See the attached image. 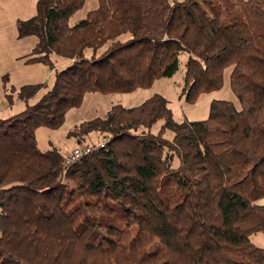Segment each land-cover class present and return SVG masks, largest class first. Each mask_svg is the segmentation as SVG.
I'll return each mask as SVG.
<instances>
[{"label":"trees","instance_id":"trees-1","mask_svg":"<svg viewBox=\"0 0 264 264\" xmlns=\"http://www.w3.org/2000/svg\"><path fill=\"white\" fill-rule=\"evenodd\" d=\"M85 2L39 0L19 22L38 37L29 61L56 74L40 100L0 118V264H264L251 240L264 232V0H99L71 25ZM179 69L188 100L230 69L240 106L213 100L206 119L177 122L156 93L76 126L79 145L92 132L107 142L71 165L39 147L37 127H60L87 93L148 88Z\"/></svg>","mask_w":264,"mask_h":264},{"label":"rangeland","instance_id":"rangeland-1","mask_svg":"<svg viewBox=\"0 0 264 264\" xmlns=\"http://www.w3.org/2000/svg\"><path fill=\"white\" fill-rule=\"evenodd\" d=\"M38 1L0 0V118L19 113L28 105L36 103L55 81L56 71L47 63L29 61L38 43V37L35 34L21 36L19 33V22L36 16ZM98 6L99 0H86L84 6L70 17V24H76ZM52 59L59 69L68 63L65 58L56 54H53ZM29 84H40L41 88L30 99H19L18 92L21 87ZM184 85V74L182 69H179L170 77L156 80L148 88H137L131 92L87 93L80 106L69 109L60 127H37L38 145L42 150L57 147L66 155L76 147L97 145L104 140L97 132L90 133L87 136L88 142L82 145H79L77 138L71 136L70 132L84 121L106 117L113 105L136 106L156 93L167 99L177 122L206 119L213 100H230L240 106L239 99L231 87L230 69L225 71L224 84L220 89L203 92L193 100L187 99ZM161 124L162 121L157 122L153 131H159ZM165 136L172 138L174 131L168 129ZM261 202H264V199ZM251 240L255 245L264 248V232L253 234Z\"/></svg>","mask_w":264,"mask_h":264},{"label":"built area","instance_id":"built-area-1","mask_svg":"<svg viewBox=\"0 0 264 264\" xmlns=\"http://www.w3.org/2000/svg\"><path fill=\"white\" fill-rule=\"evenodd\" d=\"M107 140H102L99 144H92V145H86L81 147H76L72 151H70L65 158L66 165H71L74 162L78 161L83 156L91 153L94 149L102 147L106 144Z\"/></svg>","mask_w":264,"mask_h":264}]
</instances>
